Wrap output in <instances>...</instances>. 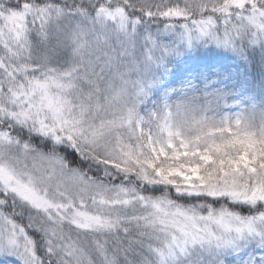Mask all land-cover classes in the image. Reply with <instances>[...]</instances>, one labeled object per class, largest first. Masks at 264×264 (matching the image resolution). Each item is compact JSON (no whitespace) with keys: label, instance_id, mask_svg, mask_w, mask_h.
Here are the masks:
<instances>
[{"label":"snow or ice","instance_id":"6c2138e0","mask_svg":"<svg viewBox=\"0 0 264 264\" xmlns=\"http://www.w3.org/2000/svg\"><path fill=\"white\" fill-rule=\"evenodd\" d=\"M0 264H264V0H0Z\"/></svg>","mask_w":264,"mask_h":264}]
</instances>
